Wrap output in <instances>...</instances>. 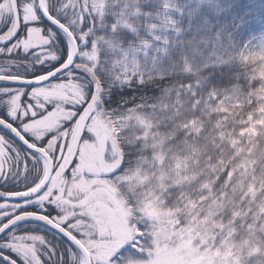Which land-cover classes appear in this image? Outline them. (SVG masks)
Masks as SVG:
<instances>
[{"label":"snow or ice","instance_id":"snow-or-ice-1","mask_svg":"<svg viewBox=\"0 0 264 264\" xmlns=\"http://www.w3.org/2000/svg\"><path fill=\"white\" fill-rule=\"evenodd\" d=\"M0 264H264V3L0 0Z\"/></svg>","mask_w":264,"mask_h":264},{"label":"trees","instance_id":"trees-1","mask_svg":"<svg viewBox=\"0 0 264 264\" xmlns=\"http://www.w3.org/2000/svg\"><path fill=\"white\" fill-rule=\"evenodd\" d=\"M236 3L240 5L241 10H243L247 5L249 4H256L257 6L261 3H264V0H236ZM258 18V17H257ZM258 19L256 21H252V23L248 26V28L245 30V36L249 34V32L256 33L257 34V24Z\"/></svg>","mask_w":264,"mask_h":264},{"label":"rangeland","instance_id":"rangeland-1","mask_svg":"<svg viewBox=\"0 0 264 264\" xmlns=\"http://www.w3.org/2000/svg\"><path fill=\"white\" fill-rule=\"evenodd\" d=\"M257 19H258V18L254 19L253 22L256 21ZM257 24H258V25H257V29H256V30L258 31V32H257V34H258V33L261 31V25L259 24V22H258Z\"/></svg>","mask_w":264,"mask_h":264}]
</instances>
